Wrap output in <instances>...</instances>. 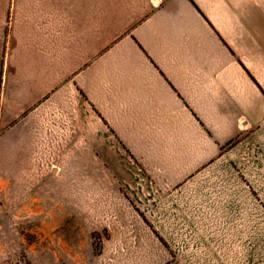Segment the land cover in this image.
<instances>
[{"label": "crops", "instance_id": "0c3cea01", "mask_svg": "<svg viewBox=\"0 0 264 264\" xmlns=\"http://www.w3.org/2000/svg\"><path fill=\"white\" fill-rule=\"evenodd\" d=\"M263 124L264 0H0V172L107 139L191 173Z\"/></svg>", "mask_w": 264, "mask_h": 264}, {"label": "rangeland", "instance_id": "374dc122", "mask_svg": "<svg viewBox=\"0 0 264 264\" xmlns=\"http://www.w3.org/2000/svg\"><path fill=\"white\" fill-rule=\"evenodd\" d=\"M87 147L0 172V264H264V124L191 173Z\"/></svg>", "mask_w": 264, "mask_h": 264}]
</instances>
